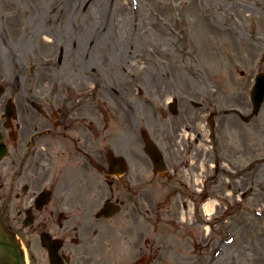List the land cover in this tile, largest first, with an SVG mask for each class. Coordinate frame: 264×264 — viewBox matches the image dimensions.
I'll return each instance as SVG.
<instances>
[{
  "label": "rangeland",
  "instance_id": "obj_1",
  "mask_svg": "<svg viewBox=\"0 0 264 264\" xmlns=\"http://www.w3.org/2000/svg\"><path fill=\"white\" fill-rule=\"evenodd\" d=\"M121 1L107 0L97 28L88 29L84 2L60 0L62 8L49 15L48 0H0V69L81 115L83 101L93 113L108 105L118 118L124 112L117 142L127 141L130 131L135 157L148 161L141 150L145 129L156 143L166 135L171 145L174 139L177 146L194 143L198 164L219 159L232 170L209 181L214 205L206 214L208 201L200 197L162 201L148 163L145 175L154 181L145 236H164L152 264H264V102L252 114L250 100L254 76L264 71V0ZM122 7L134 14L133 32V16ZM154 12L167 21L164 29ZM93 82L100 84L96 90ZM172 99L176 114L168 106ZM159 208L160 216L154 214ZM141 214L135 219L142 221ZM160 219L162 230L154 232ZM117 229L110 221L104 229L109 243L115 241V251H104L108 264L119 259ZM36 253L33 264H45L39 248Z\"/></svg>",
  "mask_w": 264,
  "mask_h": 264
},
{
  "label": "flooded vegetation",
  "instance_id": "obj_2",
  "mask_svg": "<svg viewBox=\"0 0 264 264\" xmlns=\"http://www.w3.org/2000/svg\"><path fill=\"white\" fill-rule=\"evenodd\" d=\"M80 105L82 115L65 102L57 103L49 91L31 85L27 90L20 76L0 69V226L25 247L30 264L37 261V248L45 264H51L43 241L51 243L59 259L53 264H106L104 251L115 241L109 243L103 227L111 221L113 228L122 229L115 233L121 246L114 264H149L161 257L162 238L145 236L148 221L135 218L150 213L154 180L145 175L150 159L135 157L130 131L127 141L117 142L122 114L118 118L110 105L95 113L92 104ZM174 140L171 145L166 135L160 144L161 172L152 164L150 168L164 191L162 201L172 195L191 196L192 175L202 170L193 145L177 146ZM141 150L145 152L143 145ZM219 169L216 164L210 177L202 179L206 193ZM109 201L123 208L104 217L99 210ZM154 214L160 216L159 210ZM154 224V232H160L161 219Z\"/></svg>",
  "mask_w": 264,
  "mask_h": 264
},
{
  "label": "bare ground",
  "instance_id": "obj_3",
  "mask_svg": "<svg viewBox=\"0 0 264 264\" xmlns=\"http://www.w3.org/2000/svg\"><path fill=\"white\" fill-rule=\"evenodd\" d=\"M77 2H84V4H87L88 5V8L85 12V17H86V23L89 21V23H87V27L88 29H96L97 28V20H99L102 15L104 14V10H102L103 6H105L107 0H76ZM121 1V0H120ZM130 3H133L134 0H128ZM189 3L191 4V2L193 0H188ZM48 5H47V10H48V14L49 15H54L57 11H59L61 8H62V2L60 3V0H48ZM122 2V1H121ZM123 3V2H122ZM137 4V3H136ZM122 6H124V4H121ZM123 9L125 7H122ZM193 9V7L190 5V12L191 10ZM125 13L128 15V13L133 16L134 14L132 12H130L128 9H124ZM132 11V10H131ZM153 17L155 19V21L157 22V26L159 27H162L163 29L166 27V24H167V21L164 20V19H161V17L158 16V12H154L153 14ZM136 18H139V17H136ZM131 23H130V26L128 25V31L129 32H133L136 28V24H135V18L134 16L132 17L131 19ZM124 23V22H123ZM96 24V25H95ZM159 27H157L156 29L158 30ZM120 37L121 40H123V36H122V32L120 31V35H117ZM109 38H111L110 36H108ZM138 41L136 40V43ZM93 42H88V44H92ZM96 44H100L97 40L96 43H94L93 45L95 46ZM138 44V43H137ZM120 49L121 46L119 47ZM133 55V58H134V61L136 63H139V58L140 55L138 53H132ZM152 56H156V55H153ZM211 66V65H210ZM100 85V84H99ZM99 85L96 87V84L95 82H93V89L96 90ZM122 115H124V112L121 113ZM213 205H214V202L213 201H208L207 203H205V209H206V214H210L213 210ZM216 264V263H214Z\"/></svg>",
  "mask_w": 264,
  "mask_h": 264
},
{
  "label": "water",
  "instance_id": "obj_4",
  "mask_svg": "<svg viewBox=\"0 0 264 264\" xmlns=\"http://www.w3.org/2000/svg\"><path fill=\"white\" fill-rule=\"evenodd\" d=\"M255 85L251 92L254 112H257L264 97V73H259L255 78ZM173 108V107H172ZM148 151L155 162L156 155L148 146ZM0 264H26L23 254L13 238L0 228Z\"/></svg>",
  "mask_w": 264,
  "mask_h": 264
}]
</instances>
